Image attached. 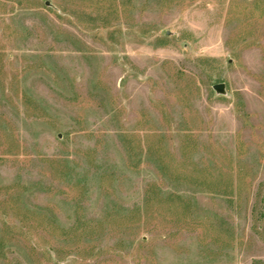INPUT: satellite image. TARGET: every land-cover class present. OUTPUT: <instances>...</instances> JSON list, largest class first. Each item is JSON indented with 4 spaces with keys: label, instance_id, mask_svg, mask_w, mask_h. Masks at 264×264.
Wrapping results in <instances>:
<instances>
[{
    "label": "rangeland",
    "instance_id": "obj_1",
    "mask_svg": "<svg viewBox=\"0 0 264 264\" xmlns=\"http://www.w3.org/2000/svg\"><path fill=\"white\" fill-rule=\"evenodd\" d=\"M0 264H264V0H0Z\"/></svg>",
    "mask_w": 264,
    "mask_h": 264
},
{
    "label": "water",
    "instance_id": "obj_2",
    "mask_svg": "<svg viewBox=\"0 0 264 264\" xmlns=\"http://www.w3.org/2000/svg\"><path fill=\"white\" fill-rule=\"evenodd\" d=\"M213 88L219 94H223L225 92V85L224 84L215 85Z\"/></svg>",
    "mask_w": 264,
    "mask_h": 264
}]
</instances>
